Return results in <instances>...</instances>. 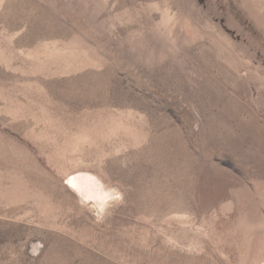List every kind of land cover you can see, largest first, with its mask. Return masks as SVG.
Instances as JSON below:
<instances>
[{"label":"rangeland","instance_id":"obj_1","mask_svg":"<svg viewBox=\"0 0 264 264\" xmlns=\"http://www.w3.org/2000/svg\"><path fill=\"white\" fill-rule=\"evenodd\" d=\"M0 264H264V0H0Z\"/></svg>","mask_w":264,"mask_h":264}]
</instances>
